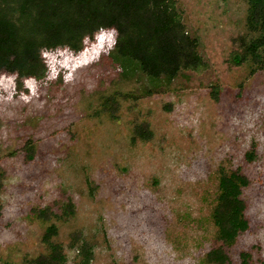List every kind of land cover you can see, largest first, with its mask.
Segmentation results:
<instances>
[{
  "label": "rangeland",
  "instance_id": "rangeland-1",
  "mask_svg": "<svg viewBox=\"0 0 264 264\" xmlns=\"http://www.w3.org/2000/svg\"><path fill=\"white\" fill-rule=\"evenodd\" d=\"M175 8L178 45L158 58L128 40L134 16L120 8L79 25L39 7L22 36L0 22V264L46 253L51 224L67 264L80 261L75 231L93 245L90 264H205L218 176L236 170L251 228L229 252L264 264V71L231 62L248 39L246 0ZM142 123L150 140L134 135ZM69 200L62 219L33 214L60 216Z\"/></svg>",
  "mask_w": 264,
  "mask_h": 264
},
{
  "label": "trees",
  "instance_id": "trees-1",
  "mask_svg": "<svg viewBox=\"0 0 264 264\" xmlns=\"http://www.w3.org/2000/svg\"><path fill=\"white\" fill-rule=\"evenodd\" d=\"M246 3L245 24L248 39L242 40L239 50L231 54V62L236 66L249 63L250 73L254 74L264 71V0H246ZM39 7L53 10L58 16L79 25L87 24L92 15L108 16L120 8L134 16L128 40L147 49L153 58L173 51L178 45L180 18L175 8V0H0V22L15 25L22 36L37 19ZM212 91L216 100V87ZM118 109L115 97L102 99L104 112L114 117ZM134 135L147 141L151 139L152 132L147 124L142 123L134 127ZM21 150L26 160H33L34 146L30 140ZM252 153H247L248 158L252 157ZM3 176L0 165V182ZM248 185V178L237 170L230 173L221 172L218 176V193L210 215L215 228V239L213 246L205 253V264H253L249 252H239L235 260L229 252L238 238L251 228L249 219L245 216L246 201L242 197L243 189ZM61 211L58 216L52 208L45 207L34 209L33 214L44 222L52 218L62 219L74 212L71 200L61 207ZM57 233V226L49 225L42 236L46 253L27 260L26 264H67L68 258L63 246L54 239ZM68 249L76 252L80 258L79 264H90L93 245L80 232L75 231L69 235Z\"/></svg>",
  "mask_w": 264,
  "mask_h": 264
}]
</instances>
